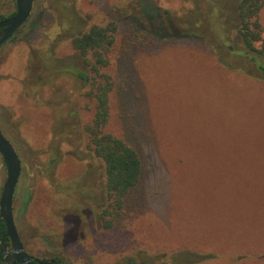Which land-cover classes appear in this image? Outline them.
<instances>
[{"label": "rangeland", "instance_id": "rangeland-1", "mask_svg": "<svg viewBox=\"0 0 264 264\" xmlns=\"http://www.w3.org/2000/svg\"><path fill=\"white\" fill-rule=\"evenodd\" d=\"M238 1H34L0 47V128L21 160L14 218L30 255L264 264V78L238 37ZM14 12L16 0H0V16ZM259 19L264 27V7ZM109 22L107 131L137 151L143 171L106 225L105 168L85 133L95 103L71 36ZM6 180L0 154V199Z\"/></svg>", "mask_w": 264, "mask_h": 264}, {"label": "trees", "instance_id": "trees-1", "mask_svg": "<svg viewBox=\"0 0 264 264\" xmlns=\"http://www.w3.org/2000/svg\"><path fill=\"white\" fill-rule=\"evenodd\" d=\"M264 0H239L236 9L238 37L245 49V55L255 63L264 78V27L259 15ZM0 16V20L11 17ZM72 20L69 24L73 26ZM68 25V26H69ZM70 28V27H68ZM116 24L93 25L88 31L78 32L72 37V45L87 67L79 71V77L87 89V97L95 103L92 123L85 127L87 153L103 162L105 168V201L102 203L101 219L106 225L123 209L125 199L136 188L142 178L143 165L137 151L123 138L107 131L110 120V96L114 81L110 74L102 70L110 64V53L116 42ZM55 162L58 158L53 159ZM6 226L0 222V241L6 234ZM8 244V239H5ZM51 264H65L61 258L44 260ZM0 264H4L0 252Z\"/></svg>", "mask_w": 264, "mask_h": 264}, {"label": "water", "instance_id": "water-1", "mask_svg": "<svg viewBox=\"0 0 264 264\" xmlns=\"http://www.w3.org/2000/svg\"><path fill=\"white\" fill-rule=\"evenodd\" d=\"M35 0H16L13 16L0 20V47L8 42L26 24L31 16ZM0 154L7 169V180L0 199V222L6 226V234L0 241L4 264H51L30 255L20 237L14 218V196L21 175V160L12 143L0 128ZM8 239V244L5 243Z\"/></svg>", "mask_w": 264, "mask_h": 264}, {"label": "flooded vegetation", "instance_id": "flooded-vegetation-1", "mask_svg": "<svg viewBox=\"0 0 264 264\" xmlns=\"http://www.w3.org/2000/svg\"><path fill=\"white\" fill-rule=\"evenodd\" d=\"M14 36H15V35H14ZM14 36H13V37H14ZM13 37H12V38H13ZM12 38H11V39H12ZM6 43H7V42H6ZM1 47H2V46H1Z\"/></svg>", "mask_w": 264, "mask_h": 264}]
</instances>
